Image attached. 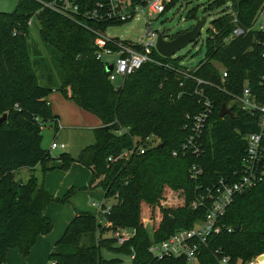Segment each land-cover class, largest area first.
<instances>
[{
    "label": "trees",
    "instance_id": "1",
    "mask_svg": "<svg viewBox=\"0 0 264 264\" xmlns=\"http://www.w3.org/2000/svg\"><path fill=\"white\" fill-rule=\"evenodd\" d=\"M51 1L20 0L12 12H0V117L6 115L0 125V264H5L13 249L26 257L37 237L50 233L47 206L51 202L65 204L71 192L55 200L34 174L26 182L16 180L21 169L41 165L43 173L52 170L45 165L53 159L40 148L42 128L56 127L58 120L48 101L52 92L61 93L102 124L93 130L94 144L76 158L67 153L57 157L59 169L66 171L73 162L88 168L92 185L97 183L104 201L113 199L115 204H101L102 212L96 215L76 213L48 256L51 264H117V259L102 257L103 248L132 255L131 264H186L182 258L157 262L148 247L152 241L192 228L204 217L205 211L193 210L191 203L218 179L230 178L240 169L246 151L243 137L258 131V116L242 111L234 97L247 81L264 104L262 37L251 30L262 0H215L216 8L229 1L235 17L224 10L212 22L213 31L204 41V58L193 69H186L178 56L164 58L153 51L151 56L160 65L144 64L119 87L113 86L103 64L95 60V36L41 4ZM101 1L77 0V4L82 13ZM130 3L143 6L145 0ZM32 16L39 21L45 54L29 40ZM129 22L89 25L104 32L107 27ZM237 28L242 34L232 36ZM196 79L203 83L198 85ZM196 90L213 104L202 138L203 153L173 158L172 152L188 136L183 129L188 123L186 116L202 110ZM222 105L231 110L233 118L218 116ZM120 128L127 132L117 135ZM148 137L157 144L145 154L119 158ZM194 164L202 169V175L191 179L189 169ZM220 222L233 232L224 230L212 236L199 257L200 264H218L213 256L216 251L219 258L229 257L232 264L252 260L264 264V183L237 196ZM238 226L240 231L234 232ZM116 230L134 236L114 248L113 237L104 234L113 235Z\"/></svg>",
    "mask_w": 264,
    "mask_h": 264
},
{
    "label": "built area",
    "instance_id": "2",
    "mask_svg": "<svg viewBox=\"0 0 264 264\" xmlns=\"http://www.w3.org/2000/svg\"><path fill=\"white\" fill-rule=\"evenodd\" d=\"M41 4L45 8L75 21L77 25L87 29L95 36V60L101 62L105 69L109 65L113 66L112 71L108 74V80L111 83L116 81L117 78H121L123 81L124 78L134 74L146 63L160 65L151 56L152 52L155 51L158 37V32L153 31L152 28L146 29L145 40L123 44V41L119 39L105 36L106 31L110 27H107L102 32L91 27L89 23L93 25L123 23L132 21L138 14L147 17H158L164 13L167 0H145L143 6H132L130 0H104L95 3L93 7L82 13L77 0H53L51 2H41ZM231 7V3L227 1L225 5L226 13L235 17ZM233 21L235 22L236 20L234 19ZM30 23L31 20L28 25ZM251 30L262 37L260 44L263 48L262 57L264 58V0H262L252 20ZM240 34H242V30L237 28L233 31L232 36ZM111 57L113 58L112 61L105 60V58ZM222 77L225 78L226 74L223 73ZM196 83L199 85L203 82L196 79ZM261 85L264 86V76L261 78ZM195 94L202 100V110L193 116H186L188 123L183 129L188 131V136L180 148L172 152L173 158L184 157L186 154L199 157L203 153L202 138L207 122L213 112V104L203 96L201 91L196 90ZM234 101L242 111L258 116V131L243 137L246 143V151L241 167L230 178L218 179L211 187L207 188L204 196H200L199 199L191 203L190 207L193 210L201 208L205 211L204 217L196 221L192 228L176 231L163 241L151 242L148 252L151 258L157 262L165 258H182L186 261V264H200L199 257L202 251L207 248L208 240L212 236L219 235L224 230L228 233L233 232L231 228L225 229L220 221L234 202V199L264 183V104L251 91L247 81L244 82L241 93L234 97ZM126 132V129L120 128L116 131V134L122 135ZM156 144L153 137H148L137 148L123 152L119 158H127L133 153L143 155L147 149ZM58 148L65 149V145H58L55 142L51 143V150ZM189 173L191 179H196L202 175V169L197 164H194L189 169ZM93 206L99 209L97 214L102 212L101 204H93ZM133 236V232H120L118 230L112 235L118 247L126 244ZM217 252H213V256L218 264H232L229 257L219 258ZM247 264H257V260H252Z\"/></svg>",
    "mask_w": 264,
    "mask_h": 264
},
{
    "label": "rangeland",
    "instance_id": "3",
    "mask_svg": "<svg viewBox=\"0 0 264 264\" xmlns=\"http://www.w3.org/2000/svg\"><path fill=\"white\" fill-rule=\"evenodd\" d=\"M19 1L20 0H0V12H7V13L12 12L18 6ZM214 1L215 0H167V5L162 15L158 17L156 16L147 17L145 15L138 14L129 23H126L121 26L110 27L106 31L105 36L109 38H116L119 39L120 41L139 42L141 40L146 39L144 37L146 29L152 28L153 31L158 32V35L161 34L164 38L174 39L176 36L183 34L186 31H189L194 26L196 17L206 16L207 17L206 22L201 28L200 36L198 37L196 43L187 46L185 49H183L182 51L176 54V56H178L179 59L178 61L184 67H186V69H193L197 65V63L204 58V53H205L204 41L206 38L210 36V34L213 31L212 22L216 20L219 16H221V13L225 10L226 3L216 8L213 5ZM39 31H40L39 21L37 20L36 16H32L31 23L29 24V40L34 45L35 48L42 51L43 44L40 39ZM42 53L45 54L44 51H42ZM105 60L112 61L113 58L112 57L105 58ZM215 66L219 70H222L221 65L215 64ZM41 75H42L41 82H44L45 79L44 77L46 73ZM112 84L114 87H119L122 84V79L117 78V80L114 81ZM58 95L61 96L63 101H67V99L61 93H58ZM52 108L53 107H51V111L53 113L54 111ZM62 112L63 114L61 115V120L64 119V121L68 124L72 116L70 113H65V111L63 110ZM60 123H61V128H63L64 122L63 123L60 122ZM57 127L58 126L54 127V126L46 125L45 127L42 128L40 148L41 150L49 152L51 158L53 159L50 161L52 162L51 166L59 169V167H57L59 164L56 165V162H57V157H59L60 154L67 153L66 151H69L70 149H71V154H73L77 150H82L86 146L94 144L95 138H94L93 130L89 129L90 125L84 124L79 127H73V126L64 127L65 129L63 128L64 129L63 132L59 133V137L58 135L56 136L57 130L59 129ZM53 141L58 145L64 143L66 148L65 149L58 148L55 150H51L50 145ZM70 156L73 157L72 155ZM53 167H49V168L53 169ZM83 169L88 171L89 181L87 184L90 183L89 185H91V187L89 188V186L88 187L86 186L84 188L80 187L78 189L69 188L68 191L70 190L71 192L68 195L64 206L68 209V212L70 210L71 211L76 210L77 213L79 212V213H88L90 215H95L97 210L99 209L97 207H94L93 204H99V205L104 204L106 207H109L115 204V200L108 199L104 201L103 190L100 187L96 186L97 183H95V185H92L93 175H91L92 174L91 171L88 170L86 167H83ZM31 174H34V176L37 178L39 183L43 184V182L40 181L42 178L41 172L37 171L36 173H34V170H29V169H21L18 172V174H16V180L20 182H26L31 176ZM75 177H79V176L76 175L75 173ZM82 182L83 181L80 178L78 183H82ZM50 212L52 213V210H50ZM51 223H52V230L50 231V233L47 234V236L53 232L54 227H55V231L53 232V235L54 233L57 232V227H58L57 221H51ZM147 231L149 233L151 232V228L149 227V224L147 226ZM109 236L112 237V234L110 233L104 234L105 238ZM113 247L117 248V245L114 244ZM101 255L105 260H111V259L119 260L117 264H131L132 262V255L115 252L110 249L109 250H106L104 248L101 249Z\"/></svg>",
    "mask_w": 264,
    "mask_h": 264
},
{
    "label": "crops",
    "instance_id": "4",
    "mask_svg": "<svg viewBox=\"0 0 264 264\" xmlns=\"http://www.w3.org/2000/svg\"><path fill=\"white\" fill-rule=\"evenodd\" d=\"M48 101L50 104V108L53 107L52 108L54 111L53 114L58 116V120L56 124V126H58L57 128H59L56 133V136L58 135V137H59V133L63 132V130L65 129L64 127H69V126L79 127L85 124V125H90L89 129L94 130L96 128L101 127L102 125L100 120L96 116L82 110L74 102L70 100L63 101L61 96L58 95V92H52L51 94H49ZM62 110L65 111V113H70L72 116L68 124L64 121V119L61 120V115L63 114ZM60 122L62 123L64 122V127H63L64 129L61 128ZM77 151L74 152L73 154H71V149L66 152L72 155L73 156L72 158H76L81 150H77ZM51 164L52 162H48L45 165V167L46 168L53 167L51 166ZM58 164L60 165V163L57 161L56 165ZM59 165L57 167H59ZM83 167L84 166L80 165L79 163L73 162L70 165L69 169H67L66 171H62L58 168L53 167L51 171L43 173L41 165H37L33 170L34 173H36L37 171L41 172L42 178L40 181L43 182L46 191L51 195V197L55 200H61L63 199L65 193L68 191L69 188L78 189L80 187L81 188H84L86 186L90 187L89 185L90 183L87 184L89 181L88 171L83 169ZM75 173L79 177H75ZM80 178L83 181L82 183H78ZM64 205L65 204L58 202H54V203L51 202L47 206L45 211V216L48 219H50L51 221H57L58 223L57 232L54 233L53 235V232L55 231V227H54L53 232L48 236L42 235L37 237L35 243L30 249L29 254L26 257H22L19 251L16 249L10 250L8 252L5 264H48V263L51 264V262L48 259V256L51 250L53 249L55 242L62 236L66 226L77 213L76 210L73 211L70 210L69 213L68 209ZM50 210H52V213L50 212Z\"/></svg>",
    "mask_w": 264,
    "mask_h": 264
},
{
    "label": "water",
    "instance_id": "5",
    "mask_svg": "<svg viewBox=\"0 0 264 264\" xmlns=\"http://www.w3.org/2000/svg\"><path fill=\"white\" fill-rule=\"evenodd\" d=\"M206 16L196 17L194 26L189 30L176 36L174 39H166L161 34L158 35L156 44H155V51L164 58H172L176 56L177 53L185 49L187 46L196 43L198 37L200 36L201 28L206 22ZM113 66L109 65L106 68V72L109 74L112 71ZM230 116L231 118L234 117L231 110L226 106L222 105L218 116L223 118L224 116ZM6 120V115L3 114L0 117V125ZM162 145H159L158 148H161ZM240 231V227H236L234 232ZM263 257L259 259L261 261Z\"/></svg>",
    "mask_w": 264,
    "mask_h": 264
}]
</instances>
